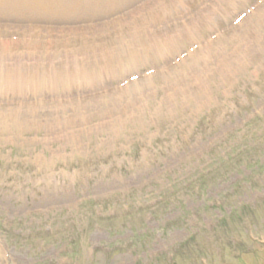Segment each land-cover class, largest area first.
<instances>
[{
    "label": "rangeland",
    "instance_id": "obj_1",
    "mask_svg": "<svg viewBox=\"0 0 264 264\" xmlns=\"http://www.w3.org/2000/svg\"><path fill=\"white\" fill-rule=\"evenodd\" d=\"M237 1L0 13V264H264V0Z\"/></svg>",
    "mask_w": 264,
    "mask_h": 264
},
{
    "label": "bare ground",
    "instance_id": "obj_2",
    "mask_svg": "<svg viewBox=\"0 0 264 264\" xmlns=\"http://www.w3.org/2000/svg\"><path fill=\"white\" fill-rule=\"evenodd\" d=\"M117 1V0H116ZM175 0H159V2L164 6L167 3L171 4L172 2H174ZM230 3H238V1H233V0H228ZM80 2V0H0V13H13L14 15H21L25 18L28 19H33V15L37 14L38 11L40 10H57V8L59 7H65V15L66 13L76 7L74 4ZM18 3L20 4H24L25 5V11L22 10ZM14 8V9H13ZM150 18V17H149ZM146 19H148V17H146ZM210 19H212V21L214 20V17H212L211 14H206V15H202L200 20L197 21L198 25L196 26L195 23L191 25L190 29L193 32H197L201 29L202 25L205 24V22H209ZM29 24H33V23H29ZM189 31V32H191ZM21 78H24V75L22 73H20ZM5 86H7V81L5 76L0 72V90L4 89ZM19 110H17L15 116H17ZM45 125L47 124V121L44 122ZM40 188H43V185L39 184ZM45 188H47L45 186ZM41 198L46 199L47 197V192L45 191H41L40 193ZM42 211H48L45 208L43 209H39V210H35L34 214L35 215H39L41 213H43Z\"/></svg>",
    "mask_w": 264,
    "mask_h": 264
}]
</instances>
